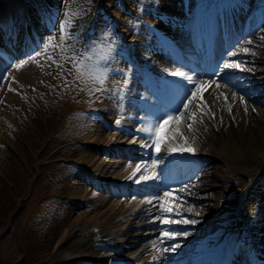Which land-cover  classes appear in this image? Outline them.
Here are the masks:
<instances>
[{"label":"rangeland","instance_id":"obj_1","mask_svg":"<svg viewBox=\"0 0 264 264\" xmlns=\"http://www.w3.org/2000/svg\"><path fill=\"white\" fill-rule=\"evenodd\" d=\"M15 1H23L27 26L31 28L36 41L38 40V45L34 44L35 48L29 54H17L5 61L0 59L3 67L0 77V264H76V262L67 263L59 257L57 249L66 220L65 208L74 207V203L70 201L74 192L73 179L77 176L76 181L81 182L85 190L108 196L111 201L107 207L118 201V197H111L110 193L115 189V186L111 185L114 184L113 180L101 179L98 184L90 183L87 177L92 176H88L89 171L81 165L82 163H79V157L83 152L95 155L96 161L103 157L110 159V156L111 162L119 165L118 170L135 162L137 149L134 145L136 143L131 141L137 138L134 132L141 123L138 103L145 93L142 70H144V64L150 63L146 61L149 52L145 46L146 42L142 41L138 33L132 34V32H138L142 26L149 28V26L156 25L162 31V35L171 42L176 41L172 36L175 38L174 32L179 29V36L181 38L185 36L188 41L189 31L186 28L188 13L184 11L186 4L185 0H169L172 9L168 8L169 11H163L159 9L163 0H104L98 7L94 19L83 25L81 19L85 18V13L94 6L95 0H49L56 15L50 20L47 30L44 23L45 18L42 19L38 12L45 0ZM15 1L0 0V12L2 7L12 6V2ZM206 1H197L198 7ZM246 1H251V3L244 14V19L247 20L250 16L261 14L259 19L264 20V11L259 7L260 4L262 6L261 0ZM148 8L149 11H147ZM174 8L176 10H173ZM69 16L72 19L67 31L71 35L66 41L61 42L59 25ZM4 21L6 26L9 23L6 16ZM5 26L0 20V29L4 30ZM253 26L252 29H255L260 24L255 22ZM121 28L127 30L128 34L125 37L122 35ZM35 31H39L38 39ZM142 31L145 36L146 30L142 29ZM213 33L218 34V31L213 29ZM132 38L135 40L134 44L130 42ZM242 38L234 44L237 45ZM252 38L255 43L249 49L252 56L249 67L254 72L252 77L254 80H252L253 83L244 82L246 83L244 88L250 91L245 98L248 101L256 99L259 104L258 101L263 96L251 86L258 84L264 89V32H262V27L256 29ZM49 40H52L53 44L45 52L44 46ZM14 42H10L9 46L16 44L17 48L14 47L12 51L20 52L22 47H18L17 38ZM175 44L182 49L180 42H175ZM234 44L229 49L231 53L236 48ZM22 45L30 47L25 41ZM130 54L133 58L131 62L128 60ZM84 57H91L90 60H85L90 67L98 65L101 69L107 70V79L102 86V91H95L101 86L90 80L87 74L83 79H77V72L71 63V58ZM225 59L226 57H223L221 62ZM17 64L22 66L16 72L15 65ZM136 64L138 68H135ZM172 70L173 66L169 70L162 71L160 76L162 81L170 76L169 73ZM218 74L221 73L218 72ZM125 80H127V88L123 85ZM217 83L230 85L228 81L221 78L217 80ZM90 89L94 94H90ZM257 107L264 109L261 106ZM115 108L121 110L116 117L113 116ZM103 111H109L111 115L107 121L102 119L100 122L105 133L110 136L121 130L122 133L124 132L121 135H126L123 139L127 141L118 146V153L112 149H104L106 153H102V147L89 146L85 141L93 120L98 118L100 112ZM250 111L253 114V111ZM127 118L129 123H127ZM117 119L122 121L120 129L114 123ZM212 137L213 141L218 143V134L214 132ZM127 153H134L136 158H128ZM214 157L218 158L213 154L208 156L209 163H206L203 168L205 172H212L217 166ZM111 162L108 163L112 164ZM244 168L248 172L245 182L251 184L238 196L236 209L240 224L233 221L224 226L225 228L240 226L245 231L254 226V214L261 201L260 196L253 194V191L260 182L264 181V159L248 158ZM80 177L83 180H79ZM237 177L240 178L238 175ZM141 183L135 188L139 193L144 191V187L145 189L148 187L145 181ZM231 184L236 187V182ZM225 190V188H217L200 192L198 198L192 201L183 198L176 200L175 204L179 205L177 208L182 213L169 214L165 218L174 221L187 219L196 222L173 223L171 224L173 226L165 225L164 229L177 233L186 232L188 234L185 237L192 240L213 232L216 218L223 211L221 203L227 198ZM129 197H131V203L133 202L130 208L133 209L138 208L147 199V196L145 198L142 196L143 201L140 198L142 202L136 203L137 194H130ZM125 200L129 199L125 198ZM251 205L254 206V211L247 214ZM75 206L77 214L84 210L83 205L77 201ZM157 207L160 210L159 205ZM70 219L75 220V217L68 216V220ZM120 223L121 227L122 225L126 227L128 224V222ZM157 224L158 227L162 225L160 220H157ZM159 230L157 228V231ZM149 231L150 229L141 230L139 238L150 237L147 236ZM223 231L226 232L225 229ZM82 234L85 233L82 231L80 235ZM159 235L160 232H157L155 237ZM159 238L154 244H157ZM259 246L261 248V242ZM99 256H103L102 252ZM92 257L89 255L88 258Z\"/></svg>","mask_w":264,"mask_h":264},{"label":"bare ground","instance_id":"obj_2","mask_svg":"<svg viewBox=\"0 0 264 264\" xmlns=\"http://www.w3.org/2000/svg\"><path fill=\"white\" fill-rule=\"evenodd\" d=\"M101 1L102 0H95V5H99ZM191 1L192 0H185L186 5L184 6V11L188 12V16L191 18L192 22L188 27L192 28L193 31H195V29H201L197 31L199 34L200 32L201 34H204L202 45H204L206 51H209L206 57H204L207 58L209 67L212 65L213 67L211 73L205 72L203 69L201 71L199 70L200 68L198 67L201 66L199 64V57H190L191 55L188 52L190 50L189 43L187 42L185 36H183V38L179 36V29L175 30V38L173 36L172 38L174 40L176 39L174 42H180V46L184 52L183 61L191 63L198 68V72L193 74L186 70H180V72H184L186 75L192 76L196 80L217 81L221 78L228 81L230 85L225 86L224 84L219 83L221 85L220 88H216L214 84L208 86L207 89L201 93L202 99L197 98L193 101V104L189 106V113L196 112L198 117L203 116V123L196 126L194 136L189 133L187 129V124L191 123V120L186 117L182 118L183 122L181 124V128L183 130V134L189 138L191 147L196 150L194 154L191 152L169 153L163 149L159 154H157L154 147L142 148L141 142L150 143V141L146 139V134L139 133L137 131L134 132L136 137L140 140V142L134 145V148L137 149L135 152L137 154V159L134 163L122 168L121 170H118L119 165L116 164V162H111L110 156V159L103 157L99 159L96 158V161L95 155H91L88 152H83L81 154L79 157V163H82L81 165H83L86 170L91 173H88V176H92L90 178L87 177L88 181L92 184H98L101 179L113 180L116 184L112 195L118 197V201L111 203V205L107 207L109 201H111L108 196H103L100 193H94L87 189L85 190L83 188L84 185H82L81 182L76 181V179H78L77 176L73 179L74 192L73 195L71 194L72 196L70 197V201L74 203V207L71 208L70 206H67L65 208L66 220L63 224L64 230H62V235L57 248L59 250L58 256L67 263L264 264V181L260 182L254 189V192H256V194H258L257 196H260L261 199L260 203L257 205V212L254 214V226L247 229V231H244V229L240 226L230 228L226 227L224 228L226 232L223 231V233H220L223 224L240 221L238 211L236 209L238 196L242 190L249 188V185L251 184L245 182L248 175V172H246L244 168L246 159H264V109H259V107L256 108V106L264 107V89H262V87H260L261 85L258 84L251 86L254 87L256 92H261L260 95L263 96L260 97V100H262L258 101L259 104L256 102V99L248 101L245 98L246 94L249 95L248 93L250 91L246 90L244 86H246V83H253L252 80L254 79H252V77L254 72L249 67L252 58L250 50L248 53L243 51L245 48L251 49L252 44L255 43V40L252 37L256 29L262 27V32H264V20L259 21V27L256 26L255 29H252V21H256V16H253L251 19H247V22H244L245 24L238 29L237 27L240 26V20H242L244 12L248 9L251 1L214 0L211 11L215 14L214 16L219 22L218 25L220 26L219 31H221V35L224 38L227 35V32L233 34L232 36H229L228 42H225L226 44L224 47L221 48L218 53H215L213 48L214 45L209 38H214L212 37L213 34L210 30V26H212V24H210L211 13L210 11L202 12L201 8H198L197 1L201 0H197L195 2ZM169 2V0H163L159 9H162L163 11H169L168 8L172 9ZM227 4H230V8L228 10L223 9L224 7H227ZM262 5H264V2H262ZM94 8L95 7L91 8L89 12L85 14V18L81 19L83 22L92 21V15H94L95 10ZM173 10L176 9L174 8ZM147 11H149V8ZM5 16L9 22L6 26L4 21ZM0 20L4 22L5 26L4 30L2 28L0 29V39H2V41L0 40V53L5 58L9 59V57H13V53L7 47H10L11 45L9 46V43L15 41L16 38L18 47L23 48H21L20 52H25L29 49L26 45H22L24 41L29 44L30 47L36 43V39L31 28L27 26V16L23 1H15L12 2V6L6 5L4 8L2 7ZM234 28H237V30ZM121 29L123 30L122 35L125 37V35L128 34L127 30H124L123 28ZM142 29L146 30L145 36ZM142 29L138 32L133 31L132 34L138 33L141 36L142 41L146 42L145 46L149 49L146 61L150 64H144L147 76L143 71L142 73L144 75L145 83H147L150 87L152 83H156L158 77L161 76L162 71L169 70L173 63L166 57L167 55L162 49V44H164L166 39L160 36L162 31H157L159 29L158 26L152 25L149 26V28L142 26ZM226 29H229V31H226ZM216 35L217 34H215V36ZM241 38L242 40L235 45L234 42ZM249 40L252 41L251 44L247 43ZM130 42L134 44L135 40L132 38ZM215 42H217L216 39ZM233 44L234 47L236 46L233 53H237L234 56L231 52H229V49L233 47ZM13 48L14 46L11 47V49ZM223 57H226V59L221 62ZM129 59H133L131 58V54ZM189 59L192 61H189ZM224 62H240L242 67H246L248 70L239 71L231 69L224 72ZM1 65L2 64H0V77L1 73H3V67ZM135 68H138V64H136ZM17 70L19 69L16 68V72ZM216 71L221 74L216 73ZM167 79L174 85V88L177 89L176 91L179 92L176 94V101L175 99L172 101L167 100V102L172 103L174 107L179 104L180 98L188 94V90L192 89L194 86L179 76L170 75ZM233 84H237V86L233 87ZM233 92L237 94L235 99L232 97ZM238 96H243L245 103H240ZM225 97H227V99H225ZM119 99H117V101H120ZM138 105L140 112L142 113V116L139 118L140 122L151 121L154 119V109L157 106L155 105L154 98L150 92L148 93L145 91L143 99L140 100ZM229 105H231V112H229ZM245 107H247V111H245ZM250 110L253 111V114ZM119 111H121L119 108H115L113 116H118ZM108 112L109 111L100 112L99 117L93 120L91 128L87 131L85 141L89 146L95 145L102 147V153L105 152L104 149H112L114 152L117 151L116 153H118V146L121 144L123 145L127 139H123L125 138L123 136L126 135H121L124 133H122L121 130L119 133H112L110 136L105 133L106 131L103 129L100 122L102 119L103 121H105V119L107 121L109 117H111ZM205 112L207 113L206 116L204 115ZM213 113L215 114L214 117L212 115ZM128 120L129 119L127 118V121ZM127 123H129V121ZM144 126H147V124L140 123V127ZM214 132L218 134V143L214 142L212 139V134ZM178 142L182 143V141H179V138ZM212 154L218 157H214L216 159L214 162H217V166L212 172H205L203 168L206 163H209L208 156H211ZM126 155L130 159L136 158L134 153H127ZM153 159L160 161L157 166L158 169L156 168V171L153 170L157 173V178L145 181L146 185L149 183V188L147 187L148 193L152 195L143 201V199L147 196L145 187L143 188L144 191L139 193V191L135 189L137 187L135 180H130L128 177L134 171L136 163H145L150 165ZM108 162H111L112 164ZM164 167L166 168L164 169ZM172 168L175 169L172 170ZM167 173L170 175L174 174L171 176V178H173L172 181L170 178V183H172L170 191L175 190V199L166 198L165 200L166 205L172 206L175 209L172 213H170V215L182 213L177 208L179 205L175 204L176 200L183 198L185 200L188 199L192 201L195 200V198H198V194L200 192L211 191V189L217 188H225L227 198L221 203V209L223 211L222 214L216 218L214 223V227H216L215 231L205 235L204 237L199 236L196 240L179 235L176 240H165L163 244H161L159 238L156 244L158 247H167L175 243H179L180 247L176 250V252L164 253L160 259L154 260L153 257L156 256L157 253L150 247L153 246L154 242H156L158 237H160V235L155 237V234L157 232L161 233L165 227V224L163 223L158 227L157 220H154V218L162 217L161 219H164L165 217L161 215V210L157 207V201L153 198L161 196L166 189L165 184H163V174L166 175ZM237 175L240 178H238ZM79 180H83L82 177H80ZM232 182H236V187L231 184ZM176 184H180V186H176ZM185 185H188L187 191H179L180 188ZM123 194L124 196L122 199L121 197ZM130 194H137L138 199L135 200L136 203L143 201L138 208H130L133 204V202L131 203L130 201ZM125 196H127L126 199L129 200H125ZM142 196L144 198H142ZM140 198L142 201H140ZM150 199L153 200V202L151 204L146 203V201ZM76 201L84 207V210L78 214L75 206ZM253 211L254 206L251 205L249 206L247 214ZM154 214L155 217H153ZM68 216L71 218L75 217V220H68ZM120 222H128V224L126 227L123 225L121 227ZM157 228L160 230L157 231ZM145 229H150L147 234V236L150 237L140 239L139 233L141 230ZM82 231L85 233L84 235H80ZM114 238H117L118 240ZM243 239L246 242H241L244 241ZM191 242L193 244H191ZM228 242H231V252L228 250ZM260 242L261 248L259 246ZM240 243L243 244L244 247H242ZM148 248L149 250L147 251ZM258 248L261 250L259 253L257 252V250H259ZM144 249L146 250L144 251ZM101 252L103 256H99V253ZM76 254H78V256H76ZM89 255L93 257L90 259L88 258Z\"/></svg>","mask_w":264,"mask_h":264},{"label":"snow or ice","instance_id":"obj_3","mask_svg":"<svg viewBox=\"0 0 264 264\" xmlns=\"http://www.w3.org/2000/svg\"><path fill=\"white\" fill-rule=\"evenodd\" d=\"M71 16L65 19L59 25V32H60V41L64 42L68 39L71 35L67 31L70 23H71ZM248 44H251L252 41H247ZM53 44L52 40H49L47 44L44 46V51L47 52V48ZM59 47V45H57ZM63 50V49H62ZM245 53H248L249 49H243ZM237 53H232V55H236ZM39 55V53H38ZM51 59V57H49ZM91 57H84V58H71V63L77 72V79H83L85 74L88 75V78L92 80L94 83H98L101 87L95 89V91H102L103 85L107 79V70L101 69L98 65L90 67L85 63V60H90ZM22 65L17 64L15 67L19 69ZM224 70H239V71H246L248 70L246 67H242L240 62H224L223 64ZM172 76H179L183 79L187 80L190 84L194 87L188 90V94L182 96L179 100V104L172 107L166 112L162 114H158L154 117L151 121H141L142 124L146 123L147 126L140 127L136 131L139 133L146 134V139L150 141L141 142L142 148L154 147L155 152L159 154L162 149L168 151L169 153H184V152H191L195 153V149L191 147L189 138L184 136L183 130L181 128L182 118L186 117L187 119L191 120V123L187 124L188 132L193 134L195 133L196 126L203 123V116L198 117L196 112L189 113V106L193 104V101L197 98H201V93L207 89L208 86L214 84L216 88H220L221 85L217 83L215 80L211 81H203V80H196L192 76L186 75L184 72L180 71H173L169 73ZM238 83V82H237ZM124 87L127 86V80L123 82ZM237 84H233V87H236ZM90 94H94L93 90H89ZM236 93H232L233 99L236 98ZM227 99V97H225ZM240 103H245L244 97H239ZM199 107V106H198ZM202 111V109H201ZM245 111H247V107H245ZM229 112H231V105H229ZM204 115L206 116L207 113L205 112ZM214 117V113L212 114ZM115 125L119 128L122 124L120 119L114 121ZM182 141V143L178 142ZM132 143L140 142L139 138L134 139L131 141ZM160 163L159 160L153 159L151 164L145 163H136L135 169L129 175L128 179H134L135 183L139 184L142 181L154 180L157 178V173L153 171L158 164ZM139 174V175H138ZM188 185L182 187L179 191L184 192L187 191ZM175 190L172 191H165L161 196L154 197L159 205L161 210V215L167 217L168 214L172 213L175 209L172 206H168L165 203L166 198H173ZM135 199V197H133ZM153 200H147L146 203L151 204ZM154 220H160L161 223L165 225H171L173 223H195L194 220H183V221H174L170 218L161 219L160 217H155ZM188 233H177L173 232L168 229H164L160 233V243L163 244L165 240H176L179 235L186 236ZM180 247L179 243L171 244L167 247H158L156 244H153V250L157 253L156 256L153 257L154 260L160 259L164 253L168 252H176V250Z\"/></svg>","mask_w":264,"mask_h":264}]
</instances>
